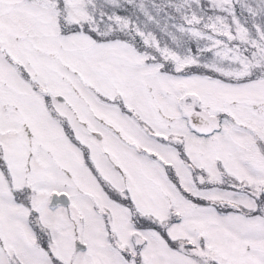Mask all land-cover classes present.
<instances>
[{"label": "snow or ice", "instance_id": "6c2138e0", "mask_svg": "<svg viewBox=\"0 0 264 264\" xmlns=\"http://www.w3.org/2000/svg\"><path fill=\"white\" fill-rule=\"evenodd\" d=\"M0 264H264V0H0Z\"/></svg>", "mask_w": 264, "mask_h": 264}]
</instances>
